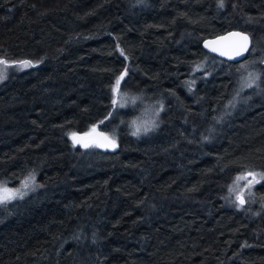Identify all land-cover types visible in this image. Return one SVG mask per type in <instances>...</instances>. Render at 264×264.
Masks as SVG:
<instances>
[{
	"label": "trees",
	"instance_id": "1",
	"mask_svg": "<svg viewBox=\"0 0 264 264\" xmlns=\"http://www.w3.org/2000/svg\"><path fill=\"white\" fill-rule=\"evenodd\" d=\"M223 3L0 0V264H264V0Z\"/></svg>",
	"mask_w": 264,
	"mask_h": 264
},
{
	"label": "water",
	"instance_id": "2",
	"mask_svg": "<svg viewBox=\"0 0 264 264\" xmlns=\"http://www.w3.org/2000/svg\"><path fill=\"white\" fill-rule=\"evenodd\" d=\"M236 33H240L242 35H246L248 37V40L245 42L241 39V36L233 35ZM247 44L246 49L242 48V45ZM204 51L207 53L213 55L214 57L229 62L233 64H239L245 58L247 57L250 48H251V39L247 33H244L239 30H230L228 32H225L223 34H220L218 36H215L213 38L206 39L201 44ZM240 51V55H236V52ZM221 53H225L224 55H221ZM231 56V58H229ZM262 65L264 66V59L262 61ZM97 133H101L96 128V133H92V131L89 132V135L85 136L81 135L78 136V139H81L82 142H86L89 144H95L98 148L104 151H115L116 150V144L114 147L108 146V147H101L98 146L99 144H105L107 141L104 140L102 136L97 135ZM105 136V135H104ZM243 199L244 203L241 204L240 200ZM236 201L239 205L244 206L245 200L243 196H238L236 198Z\"/></svg>",
	"mask_w": 264,
	"mask_h": 264
},
{
	"label": "snow or ice",
	"instance_id": "3",
	"mask_svg": "<svg viewBox=\"0 0 264 264\" xmlns=\"http://www.w3.org/2000/svg\"><path fill=\"white\" fill-rule=\"evenodd\" d=\"M219 6H220V7H223V6H224L223 0H219ZM233 35L241 36V39H242L243 41H245V42L248 40V37H247L246 35H242V34H240V33H236V34H233ZM246 47H247V44H246V43H245L244 45H242V48L246 49ZM224 54H225V53H221V55H224ZM240 54H241L240 51H237V52H236V55H240ZM229 58H231V56H230ZM19 63H20L22 66L27 67V66H29L32 62H31V61H27V60H25V61H20ZM0 64H4L5 67L8 66L7 62L4 61V60H0ZM2 78H3V73L0 72V79H2ZM121 80H123V75H121V76H120L119 78H117V80H116V84H115V86H114L113 89H112L114 94H116V93L119 92V87H120ZM247 86L250 87L251 84H249V85H247ZM112 103H113V105L115 106L116 103H117V100L114 98L113 101H112ZM109 115H111V113H110ZM101 123H103V121H101ZM139 131H140V129L137 128L135 131H133L132 135H134V136L137 135V134L139 133ZM144 131H148V129L145 128ZM92 133H96V128H95V126H93V128H92ZM87 135H89V133H85V136H87ZM97 135L102 136V137L104 138V140L107 141V143H105V144H99L98 146H101V147H108V146H112V147H114V146H115L114 141L110 140L107 136H104L103 133H97ZM73 144H74V146H75V144H81V146H82V147H85V148H87V147L90 146L89 143L82 142L81 139L76 138V137H75V134H73ZM243 178H244V177H237V180H240V179H243ZM250 183H251V182H250ZM25 186H26V185H25ZM4 191L7 192L8 189H4ZM17 191H18V190H17ZM7 199H9V197H7V196L0 197V202H2V201H4V200H7ZM240 203H241V204L244 203L243 199L240 200Z\"/></svg>",
	"mask_w": 264,
	"mask_h": 264
},
{
	"label": "rangeland",
	"instance_id": "4",
	"mask_svg": "<svg viewBox=\"0 0 264 264\" xmlns=\"http://www.w3.org/2000/svg\"><path fill=\"white\" fill-rule=\"evenodd\" d=\"M25 67L24 66H22V65H18V66H7V67H5V65L4 64H0V72H2L3 73V78L2 79H0V81L1 80H3L11 71H21L22 69H24ZM120 95V94H119ZM116 100H117V103H116V106H121V105H124L125 104V102H122V97L120 96V98L117 96L116 97ZM146 114H143L140 118H137L134 122H133V124H132V133H133V131H135L137 128H139L140 129V131H139V133L138 134H140L141 132H143L144 131V129L145 128H148V126H147V118H148V113L147 112H145ZM76 138L78 137V136H75ZM72 140H73V137H72ZM111 140V139H110ZM251 182V183H250ZM257 182V178L256 177H254V176H247L246 178H243V186H242V189L241 190H239V192L240 193H238V194H236V198L238 197V196H243L244 197V191H245V189L246 188H248V187H251L252 185H254L255 183ZM1 191H4V190H0V197H2L3 196V193L1 194ZM25 193H26V189H23V188H21L20 190H18V191H14V192H11V193H9L8 194V197H11V196H13V195H17V196H24L25 195ZM16 196V197H17Z\"/></svg>",
	"mask_w": 264,
	"mask_h": 264
}]
</instances>
